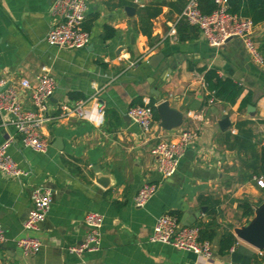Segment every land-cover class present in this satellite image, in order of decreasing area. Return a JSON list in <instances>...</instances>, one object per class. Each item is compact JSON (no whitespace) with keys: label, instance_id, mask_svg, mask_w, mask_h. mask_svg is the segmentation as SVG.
<instances>
[{"label":"crops","instance_id":"1","mask_svg":"<svg viewBox=\"0 0 264 264\" xmlns=\"http://www.w3.org/2000/svg\"><path fill=\"white\" fill-rule=\"evenodd\" d=\"M53 1L0 0V71L16 87L22 108L34 110L29 91L19 86L21 80L34 87L37 78L47 74L56 84L48 103L52 120L41 128L47 142L44 152L24 148L10 116L0 113V147L6 145L7 154L27 174L16 179L0 172V227L5 235L0 264H233L236 249L219 256L213 245L212 258L204 259L148 238L162 215L178 216L180 223L192 218L191 213L204 207L198 201L202 195L219 201L218 236L229 228L235 236L236 228L251 221L253 216H242L237 200H246L253 214L264 202L254 177L237 183L238 154L226 147L227 135H235L236 123L244 120L252 122L255 140L264 145L258 123L264 120V66L251 60L239 38L211 47L196 29L191 40L179 42L176 25L187 0H138L161 10L151 20L150 38L140 31V8L134 0H89L86 20L95 16L88 31L90 44L77 50L49 46L46 36L56 21L49 12ZM126 7L135 8V14L128 16ZM105 28L114 31L109 40L103 39ZM252 37L257 47L264 46V22L253 27ZM203 68L242 87L234 105L209 103L212 98L206 99L209 94L198 72ZM153 92H158V102ZM70 94L87 101L84 120L58 117L61 105L77 102ZM247 94L252 102L240 111ZM134 100L153 102L155 108L168 102L181 124L167 131L157 114L151 134H143L128 117ZM224 119L229 126L221 129ZM184 130L196 131L197 137L177 172L163 179L151 154L154 138L178 142ZM144 183L157 184L158 189L137 208L133 199ZM40 186L52 192V204L39 229L26 231L30 195ZM89 212L103 217L100 245L77 255L70 249L84 242L83 220ZM199 220H208L206 211ZM24 237L41 242L38 254L27 256L17 248L16 241Z\"/></svg>","mask_w":264,"mask_h":264},{"label":"built area","instance_id":"2","mask_svg":"<svg viewBox=\"0 0 264 264\" xmlns=\"http://www.w3.org/2000/svg\"><path fill=\"white\" fill-rule=\"evenodd\" d=\"M215 4V10L208 15L203 14L199 8V0H187L180 15L179 21L195 27L207 44L211 47H219L230 38L242 40L245 49L253 62L264 66L261 54L253 41V24L250 20L233 16L227 13L228 0H211ZM89 0H54L50 7V14L56 19L46 36L49 46L69 50L86 48L91 37L83 27L86 20ZM139 8L143 5L134 0ZM171 33H174L171 30ZM19 86L30 93V101L33 111L22 108L18 98L16 87L5 78L0 71V113L10 116V124L20 135L24 148L34 152H44L47 142L41 133L42 126L52 120L48 112V103L56 92L54 79L47 74L37 78L33 87L29 81L21 80ZM213 99L209 100L212 103ZM86 100H79L72 105L60 106V118L73 117L79 120L85 119ZM128 117L136 124L143 134L152 132L154 118L152 108L144 106L131 107ZM178 142H172L168 137L156 136L151 149V154L157 160V169L163 179L172 177L184 158L186 149L196 139V131H182ZM0 172L10 178L23 179L27 174L20 171L16 163L6 152V145L0 147ZM256 185L264 188L263 178H254ZM157 184L144 183L133 199V205L137 208L144 207L155 195ZM31 207L24 223L26 231H37L46 220L52 204V192L43 187H36L30 195ZM84 225L87 234L84 242L71 248V252L80 255L86 251L98 249L101 241V229L103 217L97 212H89L84 217ZM150 243H159L180 251L190 252L194 255L211 259L214 251L213 244L199 239V229L183 226L175 217L165 214L157 218L153 231L148 238ZM5 241L4 231L0 227V243ZM17 248L27 256H34L41 250V242L32 237L20 238L16 241ZM255 255L261 256L262 251H256ZM251 264H253L251 262ZM261 264H264L261 263Z\"/></svg>","mask_w":264,"mask_h":264},{"label":"trees","instance_id":"3","mask_svg":"<svg viewBox=\"0 0 264 264\" xmlns=\"http://www.w3.org/2000/svg\"><path fill=\"white\" fill-rule=\"evenodd\" d=\"M200 11L205 14H211L215 10V4L211 0H199ZM140 12V31L148 38L152 33L151 20L157 17L161 10L155 4H149L139 9ZM227 13L240 18L248 19L253 26L264 22V0H228ZM95 16L90 20H85L84 29L89 31L91 23ZM196 28L188 25L184 21H179L176 25V34L179 42L191 40L196 33ZM114 36V31L110 28L104 29V40H109ZM258 50L261 54L264 63V46H259ZM198 72L203 75V80L206 85L209 96L206 99L212 98L214 101L226 105H234L242 94V87L228 78H221L214 70L199 69ZM70 100L79 101L85 100L83 96L70 94ZM251 94H247L240 103L239 110L246 108L251 104ZM152 108L154 121L157 120L156 108L153 102L147 104ZM144 106L141 100H134L131 107ZM258 123L263 126L264 120H258ZM252 124L249 120H244L236 123L237 133L227 135L226 147L231 151H237L240 168L238 170L237 183H245L254 178L264 179V145H260V141L255 140V136L249 126ZM264 140V136H263ZM264 192V188L262 189ZM199 204L206 208L207 221L199 220L194 224V227L199 229V239L210 243H216V253L219 256L228 255L238 246L236 237L231 232L230 228L225 229L218 236L219 225L215 221L216 209L219 206V201L213 199L209 195H202L198 199ZM238 208L242 212V216L247 219L253 216V210L246 200L236 201ZM179 221V217L176 218ZM249 222H246V225ZM264 262V251L262 255H254L252 258L253 264H261Z\"/></svg>","mask_w":264,"mask_h":264},{"label":"water","instance_id":"4","mask_svg":"<svg viewBox=\"0 0 264 264\" xmlns=\"http://www.w3.org/2000/svg\"><path fill=\"white\" fill-rule=\"evenodd\" d=\"M136 10L133 7H126L125 13L128 16H133ZM155 101H159L158 92L152 93ZM252 109V107H249ZM158 116L162 121V128L169 131L181 124V116L174 111L169 110L168 102H162L156 106ZM227 119L220 123V128L228 127ZM59 143L58 140H56ZM206 211L205 207L200 208L197 212L191 213L192 218L183 219L181 224L186 227L193 226L201 214ZM236 238L245 246H237L234 253L231 254L233 264H250L254 256L253 251H264V202L255 208L251 221L243 227L234 230ZM217 246L216 243L213 244ZM247 247V248H246Z\"/></svg>","mask_w":264,"mask_h":264},{"label":"rangeland","instance_id":"5","mask_svg":"<svg viewBox=\"0 0 264 264\" xmlns=\"http://www.w3.org/2000/svg\"><path fill=\"white\" fill-rule=\"evenodd\" d=\"M264 197H261V199H263Z\"/></svg>","mask_w":264,"mask_h":264}]
</instances>
